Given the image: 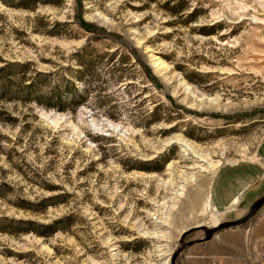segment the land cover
<instances>
[{
	"label": "rangeland",
	"instance_id": "obj_1",
	"mask_svg": "<svg viewBox=\"0 0 264 264\" xmlns=\"http://www.w3.org/2000/svg\"><path fill=\"white\" fill-rule=\"evenodd\" d=\"M263 142L264 0H0V264H170ZM176 264H264V205Z\"/></svg>",
	"mask_w": 264,
	"mask_h": 264
},
{
	"label": "water",
	"instance_id": "obj_2",
	"mask_svg": "<svg viewBox=\"0 0 264 264\" xmlns=\"http://www.w3.org/2000/svg\"><path fill=\"white\" fill-rule=\"evenodd\" d=\"M264 205V195H262L259 199H257L249 208L248 213L238 220L233 221H226L218 224L215 227L212 228H205V227H194L186 232H184L181 235L180 238V247L171 255L170 257V264H176L177 257L187 248L199 244V243H205L210 241L213 237L218 235L219 233L223 232L224 230L233 229L242 226L246 222H248L251 218H253L256 213L261 209V207ZM201 230L204 233L203 238L195 239L189 242H184V239L187 235H189L193 231Z\"/></svg>",
	"mask_w": 264,
	"mask_h": 264
},
{
	"label": "crops",
	"instance_id": "obj_3",
	"mask_svg": "<svg viewBox=\"0 0 264 264\" xmlns=\"http://www.w3.org/2000/svg\"><path fill=\"white\" fill-rule=\"evenodd\" d=\"M258 164H259V169L261 170L260 174H259V179L258 181H263L262 183L264 184V142L260 145L259 147V150H258ZM247 175H239L237 176L236 175V180L238 181V185H241V182H242V186L243 188H241L238 193L232 195V196H228L227 194V182H229V179L230 178V175L229 173L227 172V170H225L224 172H222L221 174H219L214 180H213V185H212V190L214 188V185L216 184L217 181H219V185H220V190H221V194L223 197V199H221L220 201L222 202V204L220 202L218 203H215V199H214V194H212V197H213V205L215 204V207L216 208H219V209H222V208H226L225 209V213H227V202H230L231 205H236L237 202L239 201V199L242 197V195L245 193V191L247 190V188H249L250 184L249 182H247V180L249 181V178L250 177H247ZM233 179V178H232ZM261 183V184H262ZM263 184L261 185L263 187ZM229 197V198H228ZM237 201L236 204H234V201ZM227 233V230H224L223 232L221 233ZM219 233V234H221ZM218 234V235H219ZM225 238H227V235L225 236ZM211 241V240H210ZM208 242H205V243H199V244H196V245H193L189 248H193V247H196L197 245H202V244H206Z\"/></svg>",
	"mask_w": 264,
	"mask_h": 264
},
{
	"label": "trees",
	"instance_id": "obj_4",
	"mask_svg": "<svg viewBox=\"0 0 264 264\" xmlns=\"http://www.w3.org/2000/svg\"><path fill=\"white\" fill-rule=\"evenodd\" d=\"M37 104L47 109H55L58 112H64L67 111V104L69 103L67 101L61 100L59 95L57 96L53 93L52 95L49 94L48 96H41L40 100H37Z\"/></svg>",
	"mask_w": 264,
	"mask_h": 264
},
{
	"label": "bare ground",
	"instance_id": "obj_5",
	"mask_svg": "<svg viewBox=\"0 0 264 264\" xmlns=\"http://www.w3.org/2000/svg\"><path fill=\"white\" fill-rule=\"evenodd\" d=\"M169 166V165H168ZM205 182V181H204ZM205 187V186H204ZM202 193H201V197H202ZM200 198V197H199ZM201 201H203V200H201ZM200 202V200L198 199V198H193V200H191V202H190V204L192 205V206H197L198 205V203ZM236 200L234 201V204H236ZM201 203V202H200ZM210 205V203H209V200H208V198H207V200H206V208H208V206Z\"/></svg>",
	"mask_w": 264,
	"mask_h": 264
}]
</instances>
